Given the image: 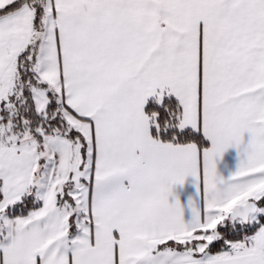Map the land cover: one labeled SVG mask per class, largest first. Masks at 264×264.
<instances>
[{"label":"snow or ice","instance_id":"6c2138e0","mask_svg":"<svg viewBox=\"0 0 264 264\" xmlns=\"http://www.w3.org/2000/svg\"><path fill=\"white\" fill-rule=\"evenodd\" d=\"M0 264H264V0H0Z\"/></svg>","mask_w":264,"mask_h":264}]
</instances>
